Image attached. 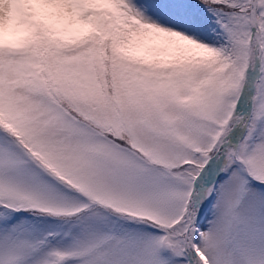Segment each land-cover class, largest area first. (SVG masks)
Wrapping results in <instances>:
<instances>
[{"label":"snow or ice","instance_id":"obj_1","mask_svg":"<svg viewBox=\"0 0 264 264\" xmlns=\"http://www.w3.org/2000/svg\"><path fill=\"white\" fill-rule=\"evenodd\" d=\"M0 264H264V0H0Z\"/></svg>","mask_w":264,"mask_h":264}]
</instances>
